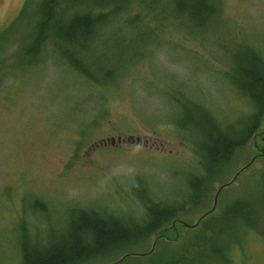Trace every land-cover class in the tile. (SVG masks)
<instances>
[{
	"label": "rangeland",
	"instance_id": "rangeland-1",
	"mask_svg": "<svg viewBox=\"0 0 264 264\" xmlns=\"http://www.w3.org/2000/svg\"><path fill=\"white\" fill-rule=\"evenodd\" d=\"M37 2L0 0V68L14 73L0 85V264L19 263V230L29 243L42 244L63 227L73 205L138 223L142 213L133 193L138 178L157 202L179 203L190 190L184 184L187 169L202 175L203 170L194 143L171 125L169 88L181 82L186 92L212 101L217 116L234 123L243 111L224 73L237 48L260 46L264 53V0H223L224 27L192 36L165 28L116 85H88L50 54L39 67L23 72L17 53L33 28ZM186 132L194 134L192 128ZM256 134L213 173L211 198L175 223L176 235L169 222L164 226L172 234L169 240L157 241L156 231L136 246L121 245L84 264H168L164 249H182L196 230L180 223L194 224L212 207L216 191L251 161L221 189L206 219H217L220 231L205 232L204 247L179 264H206L212 254L208 243L222 250L225 241L227 264H264V117ZM33 200L44 203L46 213L33 211ZM241 200L253 226L242 224L238 215L225 217L224 210ZM214 259L213 264H222Z\"/></svg>",
	"mask_w": 264,
	"mask_h": 264
},
{
	"label": "trees",
	"instance_id": "trees-1",
	"mask_svg": "<svg viewBox=\"0 0 264 264\" xmlns=\"http://www.w3.org/2000/svg\"><path fill=\"white\" fill-rule=\"evenodd\" d=\"M222 4L223 0H38L31 15L33 28L25 35L17 61L20 69L27 72L39 67L50 54L88 85H116L122 72L132 69L136 56L147 46L158 43L165 28L172 26L192 36L202 29L224 27ZM108 44L113 49L107 48ZM262 49L251 45L237 48L234 63L224 73L243 111L234 123H228L223 115L217 116L212 101L186 92L181 82L169 88L171 96L167 101L172 102L175 117L171 125L182 138L194 143L196 155L204 163L199 164L203 175L187 169L184 184L190 190L179 203L157 202L145 181L138 178L133 189L142 213L136 219L138 223L116 213L70 206L63 227L42 244L29 243L25 232L19 230L18 264H84L121 245L136 246L156 231L157 241L169 240L172 234L169 236L164 228L169 222L176 235L175 223L179 224L180 218L211 198L209 183L213 173L226 167L253 136V139L259 136L256 131L264 117ZM112 63L116 66L107 69L105 65ZM5 68H0V85L5 75H14ZM187 127L194 130L192 136L187 134ZM246 203L244 200L231 203L224 210L225 217L238 215L242 224L253 226L255 222L251 223L246 215ZM30 205L37 214L46 213V205L41 201L33 200ZM210 214L191 227L196 229L194 235L182 249L174 251L175 254L171 248L164 249V261L179 264L191 251L204 247L201 237L205 232L220 231L217 219L206 221ZM237 228L234 234L238 237ZM207 248L212 254L206 264H213L214 258L228 263V241L223 243L222 250L212 248L211 242Z\"/></svg>",
	"mask_w": 264,
	"mask_h": 264
},
{
	"label": "water",
	"instance_id": "water-1",
	"mask_svg": "<svg viewBox=\"0 0 264 264\" xmlns=\"http://www.w3.org/2000/svg\"><path fill=\"white\" fill-rule=\"evenodd\" d=\"M252 162V161H251ZM250 162V163H251ZM250 163L247 165V166H245L242 170H240L239 172H241V171H243L244 169H246L247 167H249V165H250ZM239 172H237L235 175H234V177L231 179V181L229 182V183H227V184H225V185H223V186H221L217 191H216V193H215V195H214V199H213V205H212V207H211V209L207 212V213H205V214H203V215H201L196 221H195V223L193 224V225H188V224H186V223H180L183 227H195L197 224H199V222L202 220V218H204L206 215H209L210 213H212L213 211H214V209H215V206H216V202H217V197H218V194L220 193V191H221V189L222 188H224V187H226V186H228V185H230L231 183H233V181L236 179V177H237V175L239 174ZM125 259V256L122 258V259H120L118 262H120V261H122V260H124Z\"/></svg>",
	"mask_w": 264,
	"mask_h": 264
}]
</instances>
